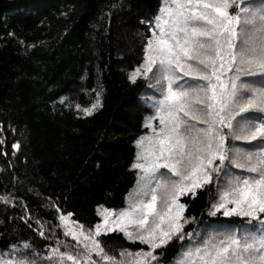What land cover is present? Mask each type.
Returning <instances> with one entry per match:
<instances>
[{
    "label": "snow or ice",
    "instance_id": "6c2138e0",
    "mask_svg": "<svg viewBox=\"0 0 264 264\" xmlns=\"http://www.w3.org/2000/svg\"><path fill=\"white\" fill-rule=\"evenodd\" d=\"M141 23L150 35L128 80L143 77L158 99L145 120L148 133L134 141L129 170L136 179L125 207L97 205L99 221L85 226L48 198L43 206L74 243L54 239L55 231L47 235L46 222L36 218L34 231L54 243L44 252L28 240L13 243L0 250V264H160L162 252L155 250L173 240L179 247L169 264H264V0H160L157 13ZM100 106L96 92L83 113ZM200 189H215L206 201L208 216L243 222L210 221L185 231L196 220L185 215L181 198ZM21 209L28 223L32 217ZM109 233L147 250L121 247L111 254Z\"/></svg>",
    "mask_w": 264,
    "mask_h": 264
},
{
    "label": "trees",
    "instance_id": "16d2710c",
    "mask_svg": "<svg viewBox=\"0 0 264 264\" xmlns=\"http://www.w3.org/2000/svg\"><path fill=\"white\" fill-rule=\"evenodd\" d=\"M159 5L160 0H0V197H8L7 203L0 199V250L25 240L41 252L54 239L74 243L60 235L52 211L43 206L48 198L85 226L99 221L97 205L125 207L136 179L129 170L134 141L148 133L144 124L151 112L143 100L148 82L138 77L131 83L128 75L142 62L150 35L141 20H150ZM96 92L101 106L86 116L83 108ZM209 195L215 189L181 198L188 205L185 215L196 220L185 231L210 221L243 222L208 216ZM21 205L32 228L20 219ZM36 218L46 222L47 235L55 231L54 239L34 231ZM104 239L114 255L121 247L147 250L122 233ZM178 247L173 240L155 250L162 252L160 262L169 264Z\"/></svg>",
    "mask_w": 264,
    "mask_h": 264
},
{
    "label": "rangeland",
    "instance_id": "374dc122",
    "mask_svg": "<svg viewBox=\"0 0 264 264\" xmlns=\"http://www.w3.org/2000/svg\"><path fill=\"white\" fill-rule=\"evenodd\" d=\"M153 70H155V68ZM151 75L152 74L149 73V78H151ZM154 93H155V95H154ZM157 99H158V93L156 92V89L155 88H148L146 94L143 96V100H144L145 104L149 107V109L151 110L149 116L153 115L154 110L151 106L156 102ZM156 123H158V121L154 120L153 124L155 125ZM161 171L164 172L166 170L161 169ZM253 222H255V221H253ZM4 258H7V257L4 256ZM160 264H162V263L160 262Z\"/></svg>",
    "mask_w": 264,
    "mask_h": 264
}]
</instances>
